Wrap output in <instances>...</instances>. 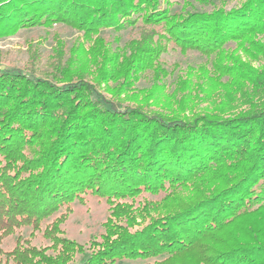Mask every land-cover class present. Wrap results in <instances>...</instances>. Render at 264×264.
Wrapping results in <instances>:
<instances>
[{"label":"trees","instance_id":"obj_1","mask_svg":"<svg viewBox=\"0 0 264 264\" xmlns=\"http://www.w3.org/2000/svg\"><path fill=\"white\" fill-rule=\"evenodd\" d=\"M54 25L76 42L0 68V264H264V0H0V39ZM88 197L81 244L58 226Z\"/></svg>","mask_w":264,"mask_h":264},{"label":"rangeland","instance_id":"obj_2","mask_svg":"<svg viewBox=\"0 0 264 264\" xmlns=\"http://www.w3.org/2000/svg\"><path fill=\"white\" fill-rule=\"evenodd\" d=\"M215 7H224L226 10L239 7L244 0H209ZM193 7L190 11L210 12L212 6L199 5L193 2ZM180 3L175 4V9L181 8ZM102 34L115 47L123 46L124 43L131 37V33L113 32L110 30H103ZM59 36L65 41L67 46H72L79 36L77 30L66 25H54L53 27H37L27 30H22L14 35L0 39V68L3 67H24L29 60L28 45L32 43L34 46H39V50L45 59L48 57L54 48V38ZM164 62L172 67V65H179L177 73H184L188 66H196L204 61V58L196 53L181 54L179 52L171 51L163 56ZM256 67L258 63H254ZM176 73V74H177ZM204 107V105H203ZM109 205L101 199L88 197L84 204L75 202L72 206V213L67 219L61 222L58 226L59 231L65 237L75 240L78 243L85 244L93 237H97L104 232V223L109 215ZM60 212L52 216L45 224L53 222ZM24 237H29L31 233L30 228H24L19 231ZM33 239L34 244L45 243L42 232H37ZM16 236H12L4 241L2 247L9 251L14 247ZM137 263V262H136ZM123 264H132L126 262ZM135 264V263H133Z\"/></svg>","mask_w":264,"mask_h":264}]
</instances>
